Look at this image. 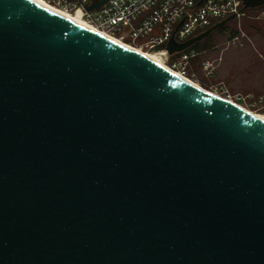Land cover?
Listing matches in <instances>:
<instances>
[{
	"label": "water",
	"instance_id": "95a60500",
	"mask_svg": "<svg viewBox=\"0 0 264 264\" xmlns=\"http://www.w3.org/2000/svg\"><path fill=\"white\" fill-rule=\"evenodd\" d=\"M0 264H264V120L37 2L0 0Z\"/></svg>",
	"mask_w": 264,
	"mask_h": 264
},
{
	"label": "built area",
	"instance_id": "2783aa9c",
	"mask_svg": "<svg viewBox=\"0 0 264 264\" xmlns=\"http://www.w3.org/2000/svg\"><path fill=\"white\" fill-rule=\"evenodd\" d=\"M45 1H57L68 13L79 10L81 20L87 25L134 48L155 53L183 76L198 52L190 46L168 54L165 47L171 37L176 43H183L227 16L235 14L239 18L244 12H240L242 0H108L94 11L84 10L91 0ZM201 69L207 77L213 76L211 61H204ZM221 90L226 96L223 99H234L236 104L241 99Z\"/></svg>",
	"mask_w": 264,
	"mask_h": 264
},
{
	"label": "rangeland",
	"instance_id": "374dc122",
	"mask_svg": "<svg viewBox=\"0 0 264 264\" xmlns=\"http://www.w3.org/2000/svg\"><path fill=\"white\" fill-rule=\"evenodd\" d=\"M45 2L64 10L57 1ZM262 11L264 10L256 12L246 10L243 16L234 18L228 23V31L211 32L203 40L193 44L191 47L198 52V55L184 78L217 97L226 98L221 90L223 88L233 98L236 96L241 98L237 104L234 99L227 98V100L252 114L264 116V96L246 95L248 89L254 88V77L264 78V12ZM230 29H236L238 33L233 40L228 38ZM206 60L213 63L212 77H207L201 69V64Z\"/></svg>",
	"mask_w": 264,
	"mask_h": 264
},
{
	"label": "bare ground",
	"instance_id": "6f19581e",
	"mask_svg": "<svg viewBox=\"0 0 264 264\" xmlns=\"http://www.w3.org/2000/svg\"><path fill=\"white\" fill-rule=\"evenodd\" d=\"M32 1L37 2V3H39L40 5H42V6L46 7V8H49V9H51V10H53V11L59 13L60 15H62V16H64V17L68 18L69 20H71V21H73V22L79 24V25L82 26V27H85V28H88V29L93 30V31H95V32H98V33H100V34L106 36L107 38H109V39H111V40H113V41H115V42H117V43H119V44H122L123 46H126V47H128V48H130V49H133V50L139 52L140 54L146 56V57L149 58L150 60H152V61H154L155 63L159 64L161 67L165 68L166 70H169L172 74H174V75H176V76L182 78L183 80H185V81H187V82H190V81H188V80H186V79L184 78L185 76L180 75L178 72L174 71L173 69L169 68L166 64H164V63L162 62V60L159 58V56L156 55L155 53H153V52L143 51V50H140V49H138V48H134V47H132V46H130V45H128V44H125V43H123V42H121V41L115 39L114 37H111V36H109V35H106V34H104V33H101V32H99V31H97L96 29H94L93 27L87 25L86 23H84V22L81 20V12H80L79 10L74 11L73 13H68V12H66L65 10H60V9H58V8H56V7H54V6L50 5V4H48V3H46V2L43 1V0H32ZM190 83H191V84H194V83H192V82H190ZM194 86H196V85L194 84ZM196 87H198V86H196ZM198 88H200V87H198ZM200 89H201V88H200ZM202 90H203V89H202ZM204 91H205V90H204ZM218 97H219V96H218ZM251 114H252V113H251ZM253 115L256 116V117H258V118H260V119H262V120H264V116H263V115H260V114H259V115H258V114H253Z\"/></svg>",
	"mask_w": 264,
	"mask_h": 264
},
{
	"label": "trees",
	"instance_id": "16d2710c",
	"mask_svg": "<svg viewBox=\"0 0 264 264\" xmlns=\"http://www.w3.org/2000/svg\"><path fill=\"white\" fill-rule=\"evenodd\" d=\"M91 1L94 2L95 0H91ZM246 10H248L250 12L261 11V10H264V6H262L260 8H256L254 10H249V9H246ZM246 10H244V11H246ZM230 21H232V20L227 21L224 25H222L221 27L215 29L214 31H216V32L218 31L219 33H224L226 31H228V23ZM237 36H238V33H237L236 29H230V31H229V37L228 38L229 39H233L234 37H237ZM194 60H196V58ZM194 60L192 61L191 65L193 64Z\"/></svg>",
	"mask_w": 264,
	"mask_h": 264
},
{
	"label": "crops",
	"instance_id": "0c3cea01",
	"mask_svg": "<svg viewBox=\"0 0 264 264\" xmlns=\"http://www.w3.org/2000/svg\"><path fill=\"white\" fill-rule=\"evenodd\" d=\"M254 79H255L254 88L251 89V90L248 89L247 92H246V95H248L249 97L253 96V95L264 96V90H263L264 89L263 88L264 87V78H263V76H262L261 79L260 78H256V77H254Z\"/></svg>",
	"mask_w": 264,
	"mask_h": 264
}]
</instances>
